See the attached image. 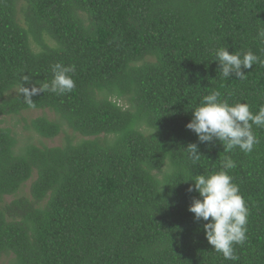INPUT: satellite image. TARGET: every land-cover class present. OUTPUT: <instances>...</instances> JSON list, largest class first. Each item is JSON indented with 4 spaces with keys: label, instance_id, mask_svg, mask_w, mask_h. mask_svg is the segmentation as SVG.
I'll return each mask as SVG.
<instances>
[{
    "label": "trees",
    "instance_id": "obj_1",
    "mask_svg": "<svg viewBox=\"0 0 264 264\" xmlns=\"http://www.w3.org/2000/svg\"><path fill=\"white\" fill-rule=\"evenodd\" d=\"M261 28L264 0H0V117L42 112L27 136L0 126V264H264V128L251 153L186 128L213 91L264 106V66L240 80L215 61L221 47L264 60ZM56 63L75 65V88L29 108ZM221 170L248 207L235 261L188 210L191 177Z\"/></svg>",
    "mask_w": 264,
    "mask_h": 264
},
{
    "label": "clouds",
    "instance_id": "obj_2",
    "mask_svg": "<svg viewBox=\"0 0 264 264\" xmlns=\"http://www.w3.org/2000/svg\"><path fill=\"white\" fill-rule=\"evenodd\" d=\"M258 39L264 41V28L258 30ZM215 61L218 62L223 77L235 76L240 80L247 76L243 69H251L254 64L264 66V60L251 51L230 54L228 47L215 51ZM75 70V65H52L51 82L44 83L40 88L33 86L25 89V103L29 108L35 107L32 97L44 91L58 95L72 92L76 85L70 74L75 73ZM220 95L218 91H213L204 96L200 106L194 109L193 118L186 128L197 135L200 143L218 140L222 142L225 152L238 147L244 153H251L258 143L252 131L253 125L264 128V106L259 108L257 114H253L247 103L230 105L227 100L221 101ZM185 150L190 160H200L202 155L197 144H190ZM235 167L236 164L230 157L222 164V169ZM189 181L194 183L188 191L197 192L200 198L194 199L188 210L194 214L197 222H207L204 224V231L208 243L215 252L222 253L225 259L238 260L234 246L246 242L248 223V207L240 194L239 186L233 183V177L225 170L210 175L192 176Z\"/></svg>",
    "mask_w": 264,
    "mask_h": 264
},
{
    "label": "rangeland",
    "instance_id": "obj_3",
    "mask_svg": "<svg viewBox=\"0 0 264 264\" xmlns=\"http://www.w3.org/2000/svg\"><path fill=\"white\" fill-rule=\"evenodd\" d=\"M49 117H51L52 119H55V115L52 113H46ZM42 115V112L40 111H30V112H25L23 113L21 116L18 117H12V116H4V117H0V126L4 127V128H11L14 131H16L17 133L23 135V136H27L29 135L28 132H26L23 127L25 125L24 121H31L32 119H35L37 117H40ZM36 139V144L38 145L39 140ZM46 146L52 148V147H60L63 145L64 143V136L61 135L59 137H57L56 139L53 140H49V141H42ZM30 184H28L27 189L25 190V193H27V195L29 196L30 193ZM8 200H11L10 198Z\"/></svg>",
    "mask_w": 264,
    "mask_h": 264
}]
</instances>
